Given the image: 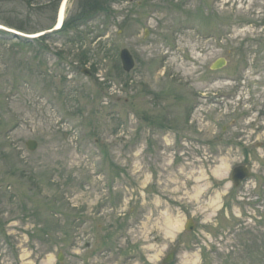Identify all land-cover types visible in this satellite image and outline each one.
<instances>
[{
	"label": "rangeland",
	"instance_id": "1",
	"mask_svg": "<svg viewBox=\"0 0 264 264\" xmlns=\"http://www.w3.org/2000/svg\"><path fill=\"white\" fill-rule=\"evenodd\" d=\"M85 1L0 34V264H264V0Z\"/></svg>",
	"mask_w": 264,
	"mask_h": 264
},
{
	"label": "water",
	"instance_id": "2",
	"mask_svg": "<svg viewBox=\"0 0 264 264\" xmlns=\"http://www.w3.org/2000/svg\"><path fill=\"white\" fill-rule=\"evenodd\" d=\"M67 2H68V0L62 1L61 7L59 10L58 20H57L58 27H56L54 29H58L63 24L64 18H65V8H66ZM0 29H4L6 31H9V32H11L17 36H24V37H28V38L40 37V36L47 34V33L54 30V29H48V30H43V31L33 33V34H25V33L21 32L17 29L8 27V26L3 25V24H0ZM121 58L123 61L124 68L126 70L130 71L135 65V60H134L133 55L131 54V52L129 51L128 48H123L121 50ZM225 63H226L225 58H219L218 60L215 61V63L212 66H213V68H221L222 66H224ZM83 71L87 74H90V71L88 69H83ZM28 146L30 149H35L37 147V142L35 140H29ZM250 176H251V172H250V168L247 164L236 165L232 171V179L236 185H238L243 179L250 177ZM193 227H194V222L192 219H190L186 224V228L191 230V229H193ZM173 256H174V252H170L167 255V257L165 258V262H168ZM59 259L63 260L62 254L59 255Z\"/></svg>",
	"mask_w": 264,
	"mask_h": 264
},
{
	"label": "trees",
	"instance_id": "3",
	"mask_svg": "<svg viewBox=\"0 0 264 264\" xmlns=\"http://www.w3.org/2000/svg\"><path fill=\"white\" fill-rule=\"evenodd\" d=\"M28 1L30 3H32V1H35V0H28ZM109 1L110 0H86L85 3L83 4V6H84L85 10L88 11L89 15H102V14L109 15L108 7H107L108 6L107 3ZM2 22L4 24L8 25V26H11V27L19 29L21 31H26L27 32V30L25 28H23L21 25L14 24L10 20H4ZM66 26H70V25L68 23H64L63 27L60 30H57V31H55L53 33H58V32H60L62 30L63 31L66 30ZM0 34L4 35V34H6V32L0 30ZM44 39H45V37L43 36V37L38 38V39L25 40V41H27L28 44H33V42H35L36 40L42 41Z\"/></svg>",
	"mask_w": 264,
	"mask_h": 264
},
{
	"label": "clouds",
	"instance_id": "4",
	"mask_svg": "<svg viewBox=\"0 0 264 264\" xmlns=\"http://www.w3.org/2000/svg\"><path fill=\"white\" fill-rule=\"evenodd\" d=\"M181 225H177L179 227ZM57 256L55 254H49L47 264H56Z\"/></svg>",
	"mask_w": 264,
	"mask_h": 264
},
{
	"label": "bare ground",
	"instance_id": "5",
	"mask_svg": "<svg viewBox=\"0 0 264 264\" xmlns=\"http://www.w3.org/2000/svg\"><path fill=\"white\" fill-rule=\"evenodd\" d=\"M67 3H68V2H67ZM219 169H220V168H219ZM219 169H218V170H219ZM223 169H224V168H221V170H223Z\"/></svg>",
	"mask_w": 264,
	"mask_h": 264
}]
</instances>
